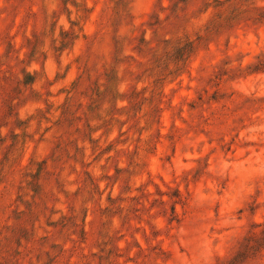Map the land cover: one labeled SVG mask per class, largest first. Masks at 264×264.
I'll return each instance as SVG.
<instances>
[{"label": "rangeland", "instance_id": "obj_1", "mask_svg": "<svg viewBox=\"0 0 264 264\" xmlns=\"http://www.w3.org/2000/svg\"><path fill=\"white\" fill-rule=\"evenodd\" d=\"M0 264H264V0H0Z\"/></svg>", "mask_w": 264, "mask_h": 264}]
</instances>
